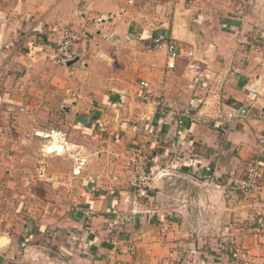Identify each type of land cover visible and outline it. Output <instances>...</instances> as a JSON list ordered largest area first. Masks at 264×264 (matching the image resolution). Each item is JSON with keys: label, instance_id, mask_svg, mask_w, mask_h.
Listing matches in <instances>:
<instances>
[{"label": "crops", "instance_id": "0c3cea01", "mask_svg": "<svg viewBox=\"0 0 264 264\" xmlns=\"http://www.w3.org/2000/svg\"><path fill=\"white\" fill-rule=\"evenodd\" d=\"M86 1L88 8L79 9L80 0H0V127L9 122L15 126L21 120L45 126L57 120L86 160L83 174L88 173L81 183L88 190L84 212L75 214L77 224L70 233L67 228L51 233L59 246L58 264H130L132 240L138 246L140 264H165L171 253L176 258L172 264H184V257L191 264H238L229 251L231 244L223 241L226 232L264 261V225L258 234L234 233L252 210L253 199H240L237 194L225 198L223 187L205 180L212 176L224 184L232 170L241 178L250 161L264 172V51L244 35L228 39V8L205 4L199 12L194 0L182 1V6L170 0L175 12L172 25L154 23L139 30L138 24L120 20L127 11L117 4L112 8L115 0ZM127 5L133 6L128 0ZM233 9L240 13L239 25H245L247 19L242 16L260 15L262 8L258 3L241 14L240 3ZM101 16L105 19L99 20ZM252 21L254 31L259 21ZM57 22L81 34L75 46L79 59L70 66L45 61L54 46L48 32ZM158 35L180 48L171 71L167 51L153 42ZM17 40L21 47L13 45ZM39 63L47 66L42 92L50 87L56 90L62 109L59 115L50 104L43 103L32 114H28L30 104L14 105L24 104L18 94L24 84L31 93L39 83L40 78L31 82L34 65ZM197 64L203 68L198 80L193 66ZM52 68L56 75L51 81ZM142 80L162 94L161 106L154 104V98L143 99ZM243 106L249 108L247 118L236 119L230 127L222 124L230 108ZM17 115L21 118L16 119ZM161 118L168 124L158 127L161 139L149 162L153 176L149 196L137 214L126 215L119 235H111L107 226L114 210L124 213L131 207L124 198L130 190V154L145 134L159 126ZM5 172L12 175V170ZM181 192L187 200L178 196ZM260 195L264 198V177ZM230 223L234 224L231 231ZM41 232H33L29 239ZM70 234L78 238V247L67 246ZM6 259L0 264H29L18 251ZM32 261L31 257L30 264H37Z\"/></svg>", "mask_w": 264, "mask_h": 264}, {"label": "rangeland", "instance_id": "374dc122", "mask_svg": "<svg viewBox=\"0 0 264 264\" xmlns=\"http://www.w3.org/2000/svg\"><path fill=\"white\" fill-rule=\"evenodd\" d=\"M169 1L170 0H134L133 6H128L127 0H115L112 8H117V6H119V8H125L127 15L120 20L126 23L132 21V23L138 24L140 30L154 23H159L160 25L165 22L166 24L169 23V26L172 25L175 12L174 5H172V2L169 3ZM179 1L180 3L183 1V4L187 2L186 0H178V2ZM240 3H243L241 14L250 12L251 9L256 8L258 3L262 8L260 9V15L248 13L242 16L243 19L246 17L247 21L245 25L248 26L239 25L241 22L240 13L234 12L233 8L239 6ZM183 4L181 3L180 6ZM205 4H209L216 8L224 7L230 10L228 11L230 15L227 16V20H230L228 27H234L226 31V36L230 41L244 35L247 40H253L256 44V49L264 51V42H262L264 41V0H194V7H197L199 12L203 10ZM177 16H179V14ZM254 19H258L259 23H257L258 28L253 31L250 25L253 23L252 20ZM57 23L65 25V23ZM238 26L240 28H238ZM237 30H239V32H237ZM253 32L255 35L254 37H252ZM51 44L54 46H50L52 50L47 51L45 61L58 67L59 65L55 64L53 59H51V55L54 54L53 52L55 49V43L52 39ZM243 45H249L246 47H250V43H244ZM247 50H249V48H247ZM43 66L44 65H41V63L34 65L31 82L33 83L37 78H40V81L35 86H33L34 84L32 85L33 90H31V93H29V89L27 90V88H24L27 87L26 84H24L23 89L18 92L20 98L22 97V99H24V102H22L24 104L19 103L14 105L19 108L20 105L25 106L30 104L31 107L28 114H32L39 112L42 109L43 103L45 105L50 104L52 112L59 115L62 109L60 98L56 90L50 87V89L47 88L42 92V75L47 68V66ZM54 70L56 69H51V81L56 75L54 74ZM56 79L58 80L59 78L56 77ZM28 84L30 83L27 82V85ZM10 90L11 89H8L9 93L11 92ZM5 102L8 104L15 103L10 100H6ZM8 112L9 111H7V113ZM10 113L14 114L18 112L16 110H11ZM2 114L4 113L2 112ZM20 118V116H16V119ZM31 124L32 125H29L21 120L15 126L13 122H9L0 127V262L3 261L5 263L8 255H12L13 252L18 251L21 252V259L25 258L24 262H28L29 264L31 257L37 264L38 262H42V264H58L57 254L55 252L59 251V246L56 243L57 241L53 239L51 233L59 228H67V233H70L73 231L71 227L77 224L74 220L75 214L84 212V196L88 194V190H85L86 187H83L81 183H84V176L88 173V171H86L87 173L83 174V170L86 169V160L80 156L78 157L79 160H77L74 156V150H79L69 144H67L68 149H65L63 152L49 151L52 150L50 147L56 144L59 145V140L32 134V132H34L33 129L40 130L45 134H51L53 130L65 132L59 127L57 120H52V123L45 126L40 122L36 124L32 122ZM66 136L68 139L67 133ZM7 170H12V175H10L9 172H5ZM76 170H79V173L76 172ZM132 179L133 174L131 173V179L129 181L130 190L128 196H124L131 206L128 208V211L132 209V203L129 198L132 192ZM149 188H151V184ZM236 194L239 195L240 199H243L244 196L242 193L237 191ZM224 195L225 198H230L226 197L225 192ZM148 196L149 191L146 197ZM178 196L182 199H188L184 192H181ZM146 197L138 199V206L136 207L137 213L139 212L140 203L144 202V198ZM128 211H125L127 215L129 214L127 213ZM251 211H249L248 214ZM247 216L242 222L240 221L238 223L234 233L239 231L240 233H251L250 235H253L255 232L258 234L261 229H254L252 231H241L239 229L244 220L247 219ZM126 222L125 219L123 225L116 228L107 226V229L111 231L109 232L111 235H119L122 231L121 229L125 228ZM232 225L234 226V224L231 223L227 224V227L230 228L228 229L229 231L232 230ZM84 226L90 225L85 223ZM41 231H44L46 234L42 235L44 233ZM33 232H41L42 234L39 235V233H37L34 239H29L30 235H33ZM71 235L75 236L74 234H70V239L66 240V244L68 243L67 246L75 245V247H78V238L73 239ZM225 238L226 240L223 241L228 242L233 238V240L236 241L232 242L235 247L238 246L237 243L240 245L243 244L242 240H237L236 236L230 232L225 233ZM53 242L55 243L54 245ZM33 243H37L38 246H33V248L29 247ZM131 244L132 242L130 245ZM53 246H56L55 249ZM2 248L5 249L2 250ZM137 249L138 246L136 244V253L135 256L131 255V260L135 259L138 261L136 258ZM2 254H4V256ZM11 259L13 260L12 257Z\"/></svg>", "mask_w": 264, "mask_h": 264}, {"label": "built area", "instance_id": "2783aa9c", "mask_svg": "<svg viewBox=\"0 0 264 264\" xmlns=\"http://www.w3.org/2000/svg\"><path fill=\"white\" fill-rule=\"evenodd\" d=\"M174 2L178 0H173ZM192 2V0H189ZM134 0H128L129 4H133ZM86 0H80L79 9H87L88 4H86ZM85 12V11H84ZM91 14V13H89ZM105 19L104 16L99 17V20ZM50 38L55 43L54 54L51 55V59L55 62V64L61 66H68V62L75 60L78 56L75 51V45L80 38V32L72 28L71 26L56 24L49 29L48 32ZM28 34L24 35L23 39H26ZM22 39V42L24 41ZM154 44L157 47H163L167 51L168 61H167V69L169 71L173 70L175 67V62L180 53L179 46L172 40L166 38L163 35H158L153 40ZM18 44V47H21V41L17 40L13 45ZM195 66L196 72V80L199 79L202 75V65L197 64ZM141 87L144 90L142 95L144 100H149L154 98V104L159 107L162 105L163 96L162 94L155 92L151 87L148 81L142 80L140 82ZM258 89V86L255 85V90ZM24 110L23 108L21 109ZM249 108L247 106L243 107H233L230 108L225 115V121L222 123L226 125V127H230L232 123L237 119H245L248 117ZM168 121L165 118H161L159 126L155 129L151 130L148 134L143 136L142 143L137 144L129 158L128 166L130 168L131 173L133 174V179L131 180V189L130 193V201L132 203V209H130L127 213L136 214V207L138 206V199L146 197L148 189L151 184V180L153 178L150 170H149V162L152 158L153 152L156 146L159 144L161 139V129L158 128L160 125L166 126ZM215 127H221V124H216ZM33 135L43 136L45 138L51 137L53 140L58 139L60 149L63 148V151L68 149L67 144L70 146H74L72 143L68 142L67 136L65 132L61 131H52L51 134L40 130H34L32 132ZM60 138V139H59ZM68 145V146H69ZM59 148H53L49 151H59ZM74 156L78 159L79 151L74 150ZM79 171V170H76ZM264 172L261 166L255 162L250 161L245 169V173L243 177H238L235 170H232L229 173V176L224 184H220L215 180L212 176H207L205 178L206 182L211 183L216 188H224V192L226 193V197H232L236 194L235 188L238 192L242 193L244 199H253V209L248 214L247 219L244 220L241 227L239 228L241 231H252L261 229L264 225V213L262 212V208L264 207V198L260 195L261 183L263 181ZM114 217L108 222V226L110 228H116L125 223L126 215L125 212H121L120 210H114ZM232 240L229 241L231 244L230 251L231 256L235 263L238 264H264V261L256 257L252 254L251 248L246 244H238V246H234L232 242H236ZM129 251L132 256H135L136 253V242L132 241V244L129 246ZM175 255L171 253L167 258L165 264H172L176 259ZM184 264H191L190 259L183 258L182 260ZM130 264H140L135 259L131 260Z\"/></svg>", "mask_w": 264, "mask_h": 264}, {"label": "bare ground", "instance_id": "6f19581e", "mask_svg": "<svg viewBox=\"0 0 264 264\" xmlns=\"http://www.w3.org/2000/svg\"><path fill=\"white\" fill-rule=\"evenodd\" d=\"M50 148H51V149H53V148H59V149H60V148H61V146H58V145L56 144L55 146H52V147H50ZM61 151H63V148H62V149H60V152H61Z\"/></svg>", "mask_w": 264, "mask_h": 264}, {"label": "water", "instance_id": "95a60500", "mask_svg": "<svg viewBox=\"0 0 264 264\" xmlns=\"http://www.w3.org/2000/svg\"><path fill=\"white\" fill-rule=\"evenodd\" d=\"M79 58H76L75 60H72L70 62H68L67 64L70 66L71 64L75 63Z\"/></svg>", "mask_w": 264, "mask_h": 264}]
</instances>
